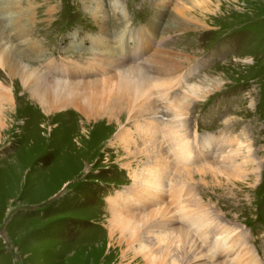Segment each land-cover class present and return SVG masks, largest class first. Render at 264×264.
I'll list each match as a JSON object with an SVG mask.
<instances>
[{"label":"rangeland","instance_id":"1","mask_svg":"<svg viewBox=\"0 0 264 264\" xmlns=\"http://www.w3.org/2000/svg\"><path fill=\"white\" fill-rule=\"evenodd\" d=\"M7 1L25 10L24 26L39 27L41 34L33 38L43 48L38 59L42 61L49 55L56 62L70 59L66 62L73 78H81L84 83L115 74L102 72L93 59L100 57L108 63L121 57L127 44L136 55L138 48L133 45L138 32H144L152 41L146 39L147 42L153 44L144 51L139 48L137 54L145 58L157 48L192 55L191 62H197L198 68L176 93H181L187 82L211 90L198 102L199 107L192 109L198 133L213 135L214 149L225 151L229 149L227 139L238 136L239 141L250 144L252 158L259 165L257 180L252 183L249 176L244 186L218 178L222 191H228L227 186L243 188L238 193L244 196L240 199L242 205L232 208L234 211L228 204L215 206V201L207 202L209 199L205 203L210 209H223L231 217L239 213L241 223L237 225L253 238L255 249L264 254V0ZM92 8L100 9L95 17ZM172 16L185 22L183 29L168 30ZM8 31L11 30L5 28ZM14 44L21 48L20 41ZM218 78L222 79L219 86L208 85L213 80L219 82ZM0 81L11 89L13 108L18 111V117H12L16 121L14 128L8 130L9 123L0 129V264H76L75 260L83 257L90 245L108 244L106 225L110 216L105 199L129 183L122 178L119 167L106 162L108 152L101 154L99 149L73 150L78 163L73 167L63 165L66 149L74 145V138H67L63 144L58 138L50 139L46 151L29 152L30 137L33 135L37 142L40 132L48 130L37 133L36 124L23 127L22 120L29 110L35 118H41L40 109L33 105L18 77L0 70ZM69 117L71 122L75 114L69 113ZM57 168L64 169L60 177L55 175ZM197 181L203 192L218 190L209 175L205 184ZM223 222L232 223L226 219Z\"/></svg>","mask_w":264,"mask_h":264},{"label":"bare ground","instance_id":"2","mask_svg":"<svg viewBox=\"0 0 264 264\" xmlns=\"http://www.w3.org/2000/svg\"><path fill=\"white\" fill-rule=\"evenodd\" d=\"M10 2L0 0V70L18 77L33 105L40 109L41 118H35L29 110L22 120L23 127L33 122L37 133L48 130L40 132L37 142L31 132L28 151H46L50 139L58 138L63 144L67 138H74V145L66 149L63 165L73 167L78 163L73 150L99 149L101 154L108 152L106 162L119 167L122 178L129 183L105 199L110 216L105 224L108 244L90 245L74 263L264 264V254L255 249L253 238L237 225L241 223L240 214L236 212L231 217L223 209H210L205 203L209 199L207 202L215 201V206H241L244 196L238 193L243 188L239 190L234 185L222 191L218 178L244 186L249 176L252 183L257 180L259 165L252 158L250 144L239 141L238 136L227 139L229 149L225 151L214 149L213 135L198 133L199 125L192 122V109L199 107L198 102L211 90L187 82L184 90L176 93L198 68L197 62H191L193 56L157 48L146 58L140 53L134 59H126L125 52L132 48L127 44L123 55L108 63L100 57L92 60L102 72L115 74L84 83L81 78H73L66 62L70 59L56 62L50 55L42 61L38 59L43 48L33 38L41 34L39 27L24 26L25 10ZM99 10L92 8L91 14L95 17ZM171 20L168 30L183 29L185 22L178 17ZM5 28L11 31L5 32ZM136 36L134 47H141V51L153 47L144 32ZM16 40L22 43L21 48L13 45ZM132 62L138 64L132 66ZM218 79L208 85L219 86L222 79ZM14 102L11 89L0 81V129L9 123L7 129L14 128L16 121L12 117H18ZM69 113L75 114L71 122ZM56 170L55 175L60 177L64 169ZM207 175L218 190L209 193L198 187L196 181L205 184ZM225 219L232 223H224Z\"/></svg>","mask_w":264,"mask_h":264}]
</instances>
